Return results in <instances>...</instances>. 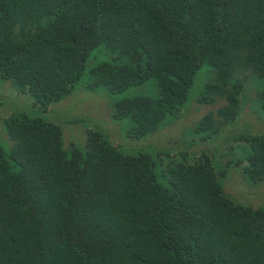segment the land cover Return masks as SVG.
Segmentation results:
<instances>
[{"label": "trees", "instance_id": "16d2710c", "mask_svg": "<svg viewBox=\"0 0 264 264\" xmlns=\"http://www.w3.org/2000/svg\"><path fill=\"white\" fill-rule=\"evenodd\" d=\"M94 50L86 87L141 141L126 151L98 130L64 148L41 116ZM5 81L30 115L0 121V264H264V209L234 203L204 150L239 107L264 112V0H0ZM242 140L241 178L264 180V133Z\"/></svg>", "mask_w": 264, "mask_h": 264}, {"label": "rangeland", "instance_id": "374dc122", "mask_svg": "<svg viewBox=\"0 0 264 264\" xmlns=\"http://www.w3.org/2000/svg\"><path fill=\"white\" fill-rule=\"evenodd\" d=\"M108 59L109 56L104 50L91 52L85 61L84 74L73 91L59 102L50 104L47 111L41 114L44 119L59 127L64 148L70 145L74 146L75 143H82L87 131L91 130L101 132L106 141L114 146L117 151H126L128 146L141 142L130 141L125 138V130L128 126L121 119L116 120L113 118V102L106 92L99 86L86 87L88 70ZM89 82L92 83L90 80ZM9 87V81H5L0 85V121L10 112L13 114L17 111H27L25 114L30 115V109L27 106L30 103L18 99V94ZM141 92L142 90L139 87L127 90L129 95ZM246 95L248 98H253L251 92H246ZM254 105L255 108H253ZM168 131L172 134L175 133L172 129ZM261 133H264V112L257 106L255 98L250 104L239 107L234 120L224 124L219 134L208 142L210 146L204 149L207 152L206 155L219 167L214 169L220 170L223 174V192L234 203L243 207L264 209V180L251 182L241 178L240 175L241 164L244 165V147L247 145L242 138ZM170 135L168 132L167 135L160 132L157 137L147 138L149 139L147 144L153 151L167 150ZM4 136L0 124V146L6 144L3 140ZM66 136H69L68 143H65L64 137Z\"/></svg>", "mask_w": 264, "mask_h": 264}]
</instances>
